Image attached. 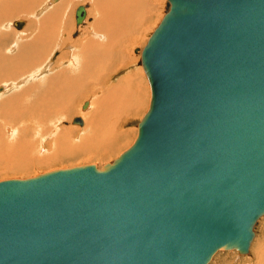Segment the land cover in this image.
<instances>
[{
	"label": "water",
	"instance_id": "obj_1",
	"mask_svg": "<svg viewBox=\"0 0 264 264\" xmlns=\"http://www.w3.org/2000/svg\"><path fill=\"white\" fill-rule=\"evenodd\" d=\"M168 2L142 61L153 98L135 143L101 167L0 181V264L249 253L264 216V0Z\"/></svg>",
	"mask_w": 264,
	"mask_h": 264
},
{
	"label": "rangeland",
	"instance_id": "obj_2",
	"mask_svg": "<svg viewBox=\"0 0 264 264\" xmlns=\"http://www.w3.org/2000/svg\"><path fill=\"white\" fill-rule=\"evenodd\" d=\"M39 1L33 7L30 16L28 15L29 17H12L6 21H3V27L0 29V50H2L5 57L12 58L16 56L20 52L22 45L32 40V35L28 36L26 32L28 31L31 21L37 22L39 20L47 19L48 16H46V14L54 10V8L56 9L60 7L64 0H60L55 4H48L50 0ZM95 2H97V0H72L70 3H68V13L66 17V24L64 26L65 28L62 29L61 32L58 29L57 33H54L53 41L51 40L50 42V40H48L46 51L45 53L42 51L43 58L37 64V66H34L35 68H33L27 74L13 79V81L9 80V82L0 83V87H8L6 91L0 93V102L16 93L19 94L23 90L32 88L34 86H37V88H39L41 91H45L49 79H52L57 74H62L64 71L67 72L66 74L68 76L74 72H78L80 69V63L82 64L84 61L87 63V61H89L87 60L88 56L84 55L82 50L84 44H87L86 42L88 40L104 43V47L111 44L110 56L108 57L109 61L106 59L89 71L88 78L86 80L87 84L85 83L86 85L83 86V93H80L81 95H77L78 98L76 97L74 101L72 97L70 102L67 100L68 96L65 97V103L69 102L70 107L73 109L56 111L47 118L43 117L44 119L40 120L41 123L39 125L27 129V140L28 142L30 141L29 143H32L30 145L32 146L31 152L34 158V162L32 163V161H30L29 163L31 164V167L27 170L11 169L12 166L10 163H7L3 159L0 162V181L15 178H30L55 169L70 168L87 163L97 164L99 167H101L108 162L118 159L135 143L138 137V124L146 116L152 98L150 84L144 69L140 65V60L142 52L147 46L150 37L155 33L156 29L159 27L163 18L167 14L168 1L141 0V4L143 3V5H145L146 2L154 3L156 5L155 9L158 11L152 18L148 20V22L146 21L147 25L145 24L143 28L134 31L132 26L130 32L131 34H129V36H124V39L128 41L130 37L133 36L137 38V41L134 46L128 48H125V46L119 44V40L121 38L117 39V41L110 42V38H107L106 40V38H101L98 36L103 30V24L100 23V25H96L101 18V12L99 11ZM4 5V2H0L1 17L7 10ZM86 5H90V8L88 9L89 19L87 20V26L81 29L80 35L78 37L74 38V35L77 32L75 21L76 10L80 6ZM138 12L139 13L136 14L140 15V13L143 11ZM146 17L147 18H145V20L148 19V15ZM136 18L138 19V17ZM136 18L135 20H137ZM17 21L25 23V26L22 30L15 28L14 22ZM48 21L51 23L53 19ZM95 31H98L97 35L95 34ZM48 33H50V31H48ZM47 38L48 36L46 37V40ZM136 50H140L141 53H136ZM74 65L76 67H74ZM83 70L84 69L81 68V71ZM125 79H129L126 87L129 89L127 91L128 99L130 101L128 107L132 116H129L123 122L121 129L118 130V127L114 125V121L112 119L113 117L109 113L110 106L108 102V107L104 106L102 110L103 112H106V119L104 122L100 121L99 123H96L92 121L91 116L95 111L96 101L99 99H104L105 97L108 98L109 91L118 87L122 83L120 81H124ZM18 82H21L19 88L11 86L12 84L16 85ZM87 101H90L93 106H91L87 111L83 112L82 106ZM104 103L107 104V102ZM83 114L87 115L85 126L80 127L77 125H72V120L77 117H82ZM92 126H94L96 129V135L94 137L92 133L88 132ZM9 127L12 129V132L14 131L13 134H17V126L10 124ZM12 127H14L15 130ZM33 128L36 129V131H34ZM39 128L41 130H39ZM30 130L33 132H30ZM84 131L90 135H87L86 138L82 140L81 135L84 133ZM108 131L114 133L113 137L111 138V141L115 145L114 148L103 147V144L108 140V138H104V134H106ZM119 131L122 133L118 135L117 133H119ZM13 134H11V136ZM5 135L8 136L7 133ZM115 136L119 138L120 143H115ZM41 145H43L45 149L44 152L42 151L43 154H41L43 156H40L38 149L41 147ZM106 149H112L113 151L108 154L105 153ZM48 155L52 156L53 158L56 156L57 159L47 163L46 165H39L37 163L39 160L47 157ZM256 229L255 238L250 247V254L242 256L237 251L220 252L214 257L210 264H253V259L256 255V252L264 253V251H262L264 250V216L258 221Z\"/></svg>",
	"mask_w": 264,
	"mask_h": 264
},
{
	"label": "bare ground",
	"instance_id": "obj_3",
	"mask_svg": "<svg viewBox=\"0 0 264 264\" xmlns=\"http://www.w3.org/2000/svg\"><path fill=\"white\" fill-rule=\"evenodd\" d=\"M38 1L39 0H0V2H4L5 4L4 6L7 8L5 14L2 15V17L0 16V29L3 27L2 26L4 24L3 21H6L12 17L22 16L24 18V16H28V15L30 16V13L33 7ZM59 1L60 0L55 2L54 0H50L49 1L50 3L48 2V4H55V3H58ZM71 1L72 0H64L62 5H60V7L56 9L54 8V10L46 14V16H48L47 19L39 20L37 22L31 21L29 24L28 31L26 32L28 36L32 35L31 37L32 40H30L27 43L25 42L26 44L22 45V48H20L21 49L20 52L16 56L12 58L11 57L7 58L5 57L2 50H0V83L9 82V80L13 81V79H16L24 74H27L33 68H35L34 66H37V64L43 58L42 51H44V53L46 51V47H47L46 45H47L48 40H50V42L51 40L53 41L54 33L56 34L58 29L61 32L62 29L65 28L64 26L66 24V17L68 13V3H70ZM95 3L98 6L99 11L101 12V18L96 25H100V23L103 24L102 26L103 30L98 36L101 38H106V40L107 38H110V42L117 41V39L121 38L119 40V44H122L123 46H125V48L134 46L137 41V38L133 36L130 37L128 41L124 39V36L126 35L129 36V34H131L130 32H131L132 26L134 28V31L143 28V26L148 22V20L152 18L154 14H156L158 11L155 9L156 5L154 3L146 2L145 4L144 2L145 5H143V3L141 4V0H101V1L97 0V2ZM169 6L170 5L168 2V8ZM84 7L86 9L87 15L82 25L78 26L76 22V28H77L76 34L77 35L75 34L76 36L74 35V38L78 37L80 35L81 29L87 26V20L89 19L88 9L90 8V5H86ZM138 11L140 12L143 11L142 13L144 14L140 13V15L142 16H140L139 14H136V13H139ZM146 14L148 15L147 20H145V18H147ZM136 17H138V19ZM135 18L137 20H135ZM50 19H53L51 23L48 21ZM75 21H76V13H75ZM24 26H25V23H24ZM24 26L18 30H22ZM48 31H50V33H48ZM95 34L97 35L98 31H95ZM153 35L150 37L149 41L151 40ZM47 36L48 38L46 40ZM86 43L87 44H84L82 50L84 52V55L88 56L87 60L89 61H87V63L85 61L82 62V64L80 63V66H79L80 69L78 72H74L73 74L68 76L66 74L67 72L64 71L62 72V74H57L54 77L52 76L53 77V78L51 77L52 79H49L47 83L48 85L45 91H41L39 88H37V86H34L32 88H28L25 90L22 89L23 91L21 93L19 94L16 93L12 95L11 97H8L4 99L2 102H0V162L4 159V161H6L7 163H10V165L12 166L11 169H15V170L29 169L31 167V164L29 163L30 161H32L33 163L34 158L31 152L32 146L30 145L32 143H29L30 141L28 142L27 140L28 139L27 129L39 125L41 123L40 120L47 118L49 115H51L52 113L56 111H65V110L73 109L70 107L69 102L72 97L74 101L77 95H79L80 93H83V86L87 84L86 80L88 78L89 71L92 68H94L97 64L101 63L102 61L106 59L108 60L109 59L108 57L110 56L111 44L104 47V43H100L98 41L96 42L94 40H88ZM146 47L144 48L142 52V56L140 60V65L142 66L144 71H145V68L143 66L142 61L145 56ZM139 52L140 50H136V53H139ZM74 67L76 66L74 65ZM81 68H83L84 70L81 71ZM34 73H37V72H34ZM146 77L148 78V76ZM129 79L120 81L122 83L118 87L115 86L116 88L111 89L109 91V95H108L109 97L107 96L108 98L105 97L104 99H99L96 101V108H95L93 115L91 116L92 121L96 123L97 122L99 123L100 121L104 122V120L106 119V115H105L106 112H103L102 110L104 106L108 105V102H109V106H110L109 113L113 117L112 119L114 121V125L118 127L117 128L118 130L121 129L123 122L129 116H132L131 111L128 107V104L130 101L128 99L127 91L129 89L126 87ZM148 81L150 84L149 78H148ZM21 82L16 83V85L12 84L11 86L15 88H19ZM7 88L8 87H4V86L0 87V93L6 91ZM150 88H151V95L153 98V91H152L151 84H150ZM67 96H68L67 100H69V102L65 103V97ZM152 98H151V101H152ZM87 102H89V106L86 110H84L83 106L86 103L85 102L82 106L83 112L87 111L88 109H90L91 106H93V104L90 101H87ZM104 102H107V104ZM149 110H150V107H149ZM79 118L83 120V125H77V126H80V127L85 126L87 115L83 114L82 117H79ZM73 120H72V125H75L73 124ZM10 124H14L15 126H17L16 127L17 134H13L14 131L12 132V129L9 127ZM31 130L30 132H33ZM39 130L41 129L39 128ZM34 131H36V129H34ZM95 131H96L95 127L92 126L88 132L92 133L94 137L96 135ZM6 133L8 134V136L5 135ZM121 133L122 132L119 131V133L117 134L119 135ZM11 134H13L12 136L14 137H12ZM87 135H90V134L84 131V133L81 135L82 136L81 139L82 140L85 139ZM113 135L114 133L111 131H108L106 132V134H104V138L105 139L108 138L107 142L103 144L104 148H114L115 147V145L111 141V138L113 137ZM114 141L115 143H120V140L117 136H115ZM38 149H39L40 156H43L41 155L45 151L43 145H41V147H39ZM112 151H113L112 149H106L105 153L109 154ZM56 159H57L56 156L55 158H53L52 156L48 155L47 157H44L38 162L37 161L35 162H37L39 165H46L47 163L52 162ZM248 254H250V250ZM263 254L264 253L262 252L260 253L256 252V255L253 259L254 260L253 264H264Z\"/></svg>",
	"mask_w": 264,
	"mask_h": 264
}]
</instances>
